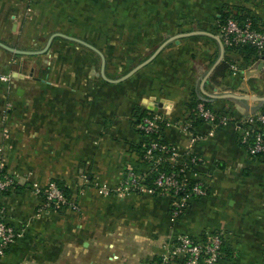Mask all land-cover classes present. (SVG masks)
Wrapping results in <instances>:
<instances>
[{"label":"crops","instance_id":"0c3cea01","mask_svg":"<svg viewBox=\"0 0 264 264\" xmlns=\"http://www.w3.org/2000/svg\"><path fill=\"white\" fill-rule=\"evenodd\" d=\"M226 10L246 11L264 29V0H0V41L38 51L0 46V74L12 77L0 81V161L18 181L1 201L9 220L25 228L3 264H145L168 241L200 239L208 230L225 235L218 264H264V157L240 141L247 117L262 113L264 101L205 94L264 96L258 54L223 44L213 69ZM7 35L24 47L4 42ZM165 42L126 80L102 77L100 54L115 79ZM222 63L224 72L216 73ZM194 99L229 121L197 120L193 131L202 137L195 141L178 124L163 131L180 151L201 157L187 177L208 190L173 222L170 194L116 188L126 171L143 166L134 148L145 139L134 124L136 108L183 120ZM51 180L68 189L76 209L37 215L35 189Z\"/></svg>","mask_w":264,"mask_h":264},{"label":"built area","instance_id":"2783aa9c","mask_svg":"<svg viewBox=\"0 0 264 264\" xmlns=\"http://www.w3.org/2000/svg\"><path fill=\"white\" fill-rule=\"evenodd\" d=\"M218 28L224 45L231 48L244 45L253 46L259 57L264 60V29L257 25L253 17H248L243 21L229 17L224 23H218ZM11 78L10 74H0L2 82H8ZM194 111L197 117L215 126L229 121L226 114L214 111L205 101L198 102ZM163 114L156 113L152 117H146L140 125L141 129L146 133L157 129L160 134H163L165 128L172 124H178L189 133L191 141L202 137L196 135L191 129V119L172 120L165 113ZM246 123L248 126L242 131L240 141L247 145L252 155L264 157V113L250 115L247 117ZM209 133H213V130ZM144 136L146 137V135ZM146 160L147 162L142 160V168H131L124 173L121 183L116 188L118 193L122 195L129 193L154 194L155 188L148 186L145 180L154 165L162 164L164 166L166 163L178 166V168L168 172L161 171L155 184L156 187L163 190L162 193L172 196L171 221L175 222L184 213L193 198L208 193L201 180L187 177V174L194 172V168L201 161V157L193 151L182 152L170 142L161 144L152 141L147 150ZM17 186L16 178L0 161V264H3L11 245L25 235L24 227L9 220L6 207L1 201L4 194L15 191ZM35 190L42 198L41 205L38 207L39 214L51 208L62 209L67 206L77 208L74 201L68 198L62 188L52 180L46 186H37ZM101 192L110 193L109 189H101ZM224 236V232L221 230H208L200 239L187 234L180 235L165 243L158 257L145 264H218L224 256Z\"/></svg>","mask_w":264,"mask_h":264},{"label":"trees","instance_id":"16d2710c","mask_svg":"<svg viewBox=\"0 0 264 264\" xmlns=\"http://www.w3.org/2000/svg\"><path fill=\"white\" fill-rule=\"evenodd\" d=\"M229 17H234L236 18L237 20L239 21H243L244 19L248 18V17H252L249 15V13H247L246 11L244 12H237V13H231L230 11L226 10L224 12H222L221 16L218 18L219 22L218 23H224ZM236 48H242V49H245V50H248L250 52H253V53H256L258 54L257 50L253 47V46H250V45H244L243 47H236ZM258 57H259V54H258ZM224 64L222 63L220 65V67L218 68V70L216 71V73H218L221 69V71L224 72ZM200 101H204L202 99H194L193 102H191V107L192 108H195L197 103L200 102ZM207 105L210 106V104L205 101ZM156 113L158 114H161V115H164L162 112L160 111H156V110H150V109H147V108H142V107H137L136 108V111H135V119H134V124L137 128V130L143 134V135H146L144 141H142L141 143L137 144V145H134V148H136V150L139 152L140 156H141V159L144 161V162H147L146 160V155H147V150L149 149L150 147V144L152 141H157L159 143H167V141L164 139L163 135L160 134L159 131H157V129L153 130V131H150L148 133H146L143 129H141L140 125L144 122V119L146 117H152L153 115H155ZM262 113H264V108H263V111ZM189 119L192 120V127L191 129L193 130V126H194V123L197 121V120H202L201 118L197 117L195 111L193 110V112L189 115L188 117ZM203 121V120H202ZM247 123H246V127H247ZM251 137V136H250ZM178 166H172L170 163H166V165H162V164H159V165H154L153 168L151 169V173L148 174L146 180H145V183L150 186V187H153L155 188V191H154V194H160L162 193V189L161 188H158L156 187V184H155V180L158 176V174L161 172V171H171L173 169H177ZM54 182L57 183L58 186H60L64 192V194L70 198V196L68 195V189L66 187H63L62 184H60L58 181L56 180H52Z\"/></svg>","mask_w":264,"mask_h":264},{"label":"water","instance_id":"95a60500","mask_svg":"<svg viewBox=\"0 0 264 264\" xmlns=\"http://www.w3.org/2000/svg\"><path fill=\"white\" fill-rule=\"evenodd\" d=\"M16 27V24L14 25ZM210 35H212L211 33H209ZM215 36V35H213ZM219 41L221 43V54L216 62V64L214 65L213 69L215 68V66L222 60L223 55H224V45L221 41V38H219ZM51 43V39L48 41L47 47H49ZM167 44V42L163 43L151 56H149L147 59H145L144 61H142L141 63H139L138 65H136L133 69H131L129 72H127L126 74L122 75L119 78H110L108 77L106 71H105V57L101 55L102 58V69H101V75L104 79L111 81V82H121L126 80L127 78H129L130 76H132L135 72H137L139 69H141L142 67H144L145 65H147L149 62H151L159 53L160 51L163 49V47ZM89 45V44H88ZM0 46L4 47L5 49H8L9 51H13L15 53H19V54H34V53H38V51H27V50H20V49H16L13 48L5 43H3L2 41H0ZM89 47L91 49H94L95 51H98V49H96L94 46L89 45ZM99 52V51H98ZM212 69V70H213ZM14 75H16L14 73ZM208 97L211 98H217V97H234V98H247V99H254V100H258V101H264V96H250V95H236L234 93H223V94H213V93H205ZM149 109V108H148ZM153 110V109H150Z\"/></svg>","mask_w":264,"mask_h":264},{"label":"rangeland","instance_id":"374dc122","mask_svg":"<svg viewBox=\"0 0 264 264\" xmlns=\"http://www.w3.org/2000/svg\"><path fill=\"white\" fill-rule=\"evenodd\" d=\"M4 35H6V34H4ZM9 36V37H8ZM4 42H6V43H11V44H18V46H20V47H24V45H22V40L21 39H19L16 35H14V36H12V35H7V38L5 39V41ZM19 47V48H20ZM20 56V55H19ZM18 55H15L14 57H19ZM12 57V56H11ZM114 74H116L117 76L120 74V73H114ZM4 167L6 168V166L4 165ZM7 169V168H6ZM10 172V171H9ZM73 201V200H72ZM74 204H76L75 202H74ZM77 205V204H76ZM78 207V206H77ZM37 215H39V212H38V209H37Z\"/></svg>","mask_w":264,"mask_h":264}]
</instances>
